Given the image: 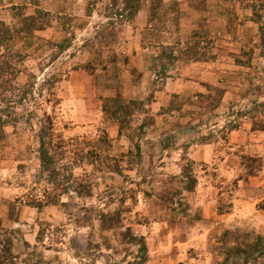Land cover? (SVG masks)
<instances>
[{"label": "rangeland", "instance_id": "1", "mask_svg": "<svg viewBox=\"0 0 264 264\" xmlns=\"http://www.w3.org/2000/svg\"><path fill=\"white\" fill-rule=\"evenodd\" d=\"M207 1L0 0L14 35L0 44V214L14 264H264V0ZM27 17L49 27L28 33ZM195 69L202 92L165 90ZM132 101L120 135L104 107ZM207 144L214 162H195ZM204 177L219 213L235 198L242 212L205 214Z\"/></svg>", "mask_w": 264, "mask_h": 264}, {"label": "crops", "instance_id": "2", "mask_svg": "<svg viewBox=\"0 0 264 264\" xmlns=\"http://www.w3.org/2000/svg\"><path fill=\"white\" fill-rule=\"evenodd\" d=\"M178 1L181 3V5H180L181 6V9L182 8L184 9V1L185 0H178ZM205 1H207V0H205ZM207 4H209V1H207ZM138 14H139L140 17L141 16L143 17V19H141V26L142 27H147V25H149V23H150V21H149L150 11L144 6L142 8L140 7V9L138 10ZM139 55H140V53H138L137 55H135V59ZM156 57H158V55H156ZM144 64H146V62ZM144 64L143 65L141 64V67H143ZM141 67H139L140 70H143L144 71L145 69L144 68H141ZM163 69H165V68H163ZM166 71H167V69H166ZM195 73H196V76L192 80L191 79H186V78H181V77H178L176 79H172L171 78V81L172 82H170L165 87V90H168L169 91L171 89L173 90L174 88H179V87L183 86L184 89H181V90H187L188 88H192L193 87L196 90L199 88V92H202L203 89H204V87L201 84V81H202V79L205 76H207L206 75L207 72L206 71H203V73H202L201 70H196L195 69ZM201 75L203 76V78H202ZM231 136H232L231 143L240 144L241 140H238L237 138L240 137L241 135H238L236 132H232L231 133ZM237 146H235V147L237 148ZM212 148L213 147H212L211 144L202 145V146H196V150H193L192 151L193 153L190 156H191V158L195 162L213 163L214 162V155H213V149ZM189 149H191V148H189ZM227 162L228 161H226V163ZM227 167H229V168L231 167V170L233 169L232 166H227ZM203 179H204L203 184H200V186H199L201 188V190H200V193L197 196V201H200L201 202L200 204L203 206L204 211H205L204 212L205 214H210V215L213 214L214 215V213H215V217H217V219H220L221 218L220 220H223V218H226V217H230V219H231V217L237 216L238 213L242 212V208L240 207V204H241L240 203V200L242 201V199H244V198H240V200H236V198H235V202H236L235 205H236V207H235V209H233V212H229V213H219L218 212L219 198L217 197V195L215 196V194L213 193L215 188L212 186V181H210V179L207 180L205 177ZM253 179L254 178H251L250 179V182H252ZM239 196L240 197H245L246 194L245 193H241V195L239 194ZM237 197H238V194H237ZM213 215H212V217H213ZM0 217L1 218H5V215L1 213L0 214ZM3 221H5V219Z\"/></svg>", "mask_w": 264, "mask_h": 264}, {"label": "trees", "instance_id": "3", "mask_svg": "<svg viewBox=\"0 0 264 264\" xmlns=\"http://www.w3.org/2000/svg\"><path fill=\"white\" fill-rule=\"evenodd\" d=\"M255 12L256 8L253 7ZM39 17H47L48 14L46 12L38 11ZM42 17V18H43ZM38 17H27L24 19V23L26 25L25 31L28 33H32L34 30L36 31H44L47 29L49 26L48 25H39L37 23ZM12 29L7 26L5 23H0V44H2L5 40L11 41L14 39V35ZM1 64H3L1 62ZM8 64V68H9ZM1 72L4 73L6 68L1 65L0 66ZM0 87L2 85L0 84ZM203 97V95H200ZM141 103L132 101L130 105H120V106H105L104 110L106 114L111 115L112 120L115 122L119 123L120 125V135H122L123 131L126 130L127 128H131V118L134 116L135 113V108L139 107ZM3 121L0 118V134L2 133V122ZM1 136V135H0ZM137 156H140V152L137 153ZM40 160L43 165V167L47 168L50 166L52 163L51 155L49 151L46 149V145L42 143L41 150H40ZM118 172V170H117ZM196 184V181L194 182V185ZM65 191H68V188L64 189ZM222 212V211H221ZM0 264H14L13 261L15 259L14 255V240L11 236H7V231L3 227L2 219L0 217ZM127 235L129 238L133 241L136 242V237H131V229H127ZM2 233L7 236L6 238L2 237Z\"/></svg>", "mask_w": 264, "mask_h": 264}]
</instances>
